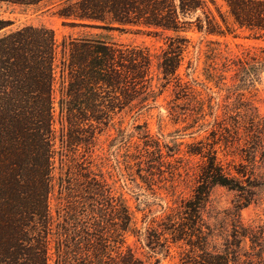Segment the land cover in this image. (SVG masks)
Listing matches in <instances>:
<instances>
[{
  "label": "trees",
  "instance_id": "16d2710c",
  "mask_svg": "<svg viewBox=\"0 0 264 264\" xmlns=\"http://www.w3.org/2000/svg\"><path fill=\"white\" fill-rule=\"evenodd\" d=\"M44 1L0 3L35 6ZM226 3L236 26L264 32V0ZM210 4L216 8L214 0H74L58 11L59 18L73 27L105 31L136 27L155 36L172 34L157 58V84L154 55L147 47L71 37L59 44L53 30L33 26L0 37V264H145L125 247L132 232L129 209L91 172L83 175L79 187H62L68 194L66 203L52 209L57 69L67 87L60 110L68 124L107 125L114 114L155 101V87L173 83L181 87L179 70L189 43L182 34L196 29L222 35L228 28L225 17L217 10L218 18ZM10 25L0 20V32ZM189 154L206 160L193 199L182 206V217L176 212L167 216L172 224L166 229L168 239L190 247L192 257L186 255L182 264H237V259H230L233 253L206 252L201 262L193 257L203 250V238L197 234L199 209L210 189L238 191L242 183L226 175L215 153ZM237 173L241 178L247 174ZM149 244L160 245L151 238Z\"/></svg>",
  "mask_w": 264,
  "mask_h": 264
},
{
  "label": "rangeland",
  "instance_id": "374dc122",
  "mask_svg": "<svg viewBox=\"0 0 264 264\" xmlns=\"http://www.w3.org/2000/svg\"><path fill=\"white\" fill-rule=\"evenodd\" d=\"M72 1L46 0L35 6L0 3V20L11 23L0 37L33 26L53 30L59 44L71 37L147 47L154 55V83H159L157 58L172 34L155 36L136 27L112 31L73 27L58 16ZM214 1L216 8L210 4L211 10L218 18L220 11L228 28L222 35L196 29L182 34L189 43L179 70L181 87L175 83L155 87V101L118 112L107 125L68 124L60 110L67 87L57 69L52 209L55 212L66 203L68 194L62 187H79L83 175L91 172L129 209L132 232L125 247L145 264H182L186 255L192 257L190 247L171 243L166 232L172 227L167 216L176 212L182 217V206L193 199L206 160L191 156V150L215 153L226 175L242 183L238 191L210 189L199 209L197 234L203 238L204 251L197 250L194 259L201 262L206 252L233 253L230 259H237V264H264V32L239 28L226 0ZM149 238L164 248L151 246Z\"/></svg>",
  "mask_w": 264,
  "mask_h": 264
}]
</instances>
